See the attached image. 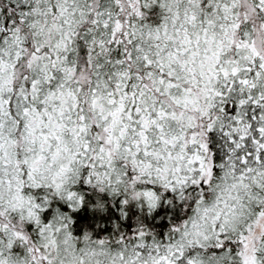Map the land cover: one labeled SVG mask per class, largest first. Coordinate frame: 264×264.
Returning <instances> with one entry per match:
<instances>
[{"label":"snow or ice","instance_id":"snow-or-ice-1","mask_svg":"<svg viewBox=\"0 0 264 264\" xmlns=\"http://www.w3.org/2000/svg\"><path fill=\"white\" fill-rule=\"evenodd\" d=\"M0 264H264V0H0Z\"/></svg>","mask_w":264,"mask_h":264}]
</instances>
